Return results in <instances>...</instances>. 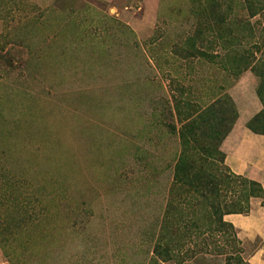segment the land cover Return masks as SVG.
Returning <instances> with one entry per match:
<instances>
[{"label":"rangeland","instance_id":"obj_1","mask_svg":"<svg viewBox=\"0 0 264 264\" xmlns=\"http://www.w3.org/2000/svg\"><path fill=\"white\" fill-rule=\"evenodd\" d=\"M263 5L0 0V264H154L181 122L228 135L245 86L264 100L233 61L264 58ZM199 244L157 264H225Z\"/></svg>","mask_w":264,"mask_h":264},{"label":"trees","instance_id":"obj_2","mask_svg":"<svg viewBox=\"0 0 264 264\" xmlns=\"http://www.w3.org/2000/svg\"><path fill=\"white\" fill-rule=\"evenodd\" d=\"M250 8L252 15L262 9ZM216 21L219 28L225 22L223 19ZM233 61L239 67L237 75L251 69L262 79L264 88V58L257 60L252 55L236 54ZM257 94L259 96L261 92L257 91ZM260 100L264 103L262 96ZM181 124L182 151L174 168L173 183L152 260L157 264L158 261L182 258L179 257L181 245L199 239V249L190 251L193 257L217 254L225 258V264H250L244 258L234 225L224 218L228 214H248L253 199H260L264 207V188L257 181L236 175L225 165L226 155L220 147L228 132L221 136L218 128L213 126L215 124L202 115L188 117ZM208 126L212 127L210 133H207ZM247 126L264 135V108ZM185 211H188V217L190 215L188 219L184 217ZM183 262L184 259L180 263Z\"/></svg>","mask_w":264,"mask_h":264},{"label":"crops","instance_id":"obj_3","mask_svg":"<svg viewBox=\"0 0 264 264\" xmlns=\"http://www.w3.org/2000/svg\"><path fill=\"white\" fill-rule=\"evenodd\" d=\"M101 1L108 4L110 9H117V3L130 0ZM144 1L148 9L159 11L158 0L152 4L149 0ZM125 8L129 9L127 6ZM244 89L248 91L249 96L241 97L236 102L238 118L224 139L222 149L226 155V165L233 173L257 181L264 188V135L253 132L247 126L262 108L258 105L256 86L249 85ZM231 91L235 96L239 87L231 88ZM224 219L234 225L245 259L250 264H264V207L262 201L253 199L251 211L248 214H228Z\"/></svg>","mask_w":264,"mask_h":264}]
</instances>
